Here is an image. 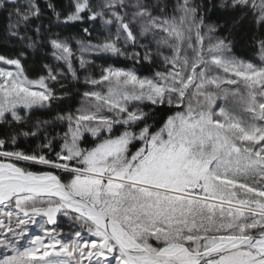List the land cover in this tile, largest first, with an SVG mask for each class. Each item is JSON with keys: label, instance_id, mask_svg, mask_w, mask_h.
<instances>
[{"label": "snow or ice", "instance_id": "snow-or-ice-1", "mask_svg": "<svg viewBox=\"0 0 264 264\" xmlns=\"http://www.w3.org/2000/svg\"><path fill=\"white\" fill-rule=\"evenodd\" d=\"M0 264H264V0H0Z\"/></svg>", "mask_w": 264, "mask_h": 264}, {"label": "trees", "instance_id": "trees-1", "mask_svg": "<svg viewBox=\"0 0 264 264\" xmlns=\"http://www.w3.org/2000/svg\"><path fill=\"white\" fill-rule=\"evenodd\" d=\"M237 51L239 53H244V54H247V55H251V52L246 47H241ZM103 62L104 61H98V63H103ZM109 62H111V61H109ZM29 63L31 64L32 60H30ZM121 66H123V62L121 64ZM21 146L24 147V148H27V147H29V144L27 142H23Z\"/></svg>", "mask_w": 264, "mask_h": 264}, {"label": "rangeland", "instance_id": "rangeland-1", "mask_svg": "<svg viewBox=\"0 0 264 264\" xmlns=\"http://www.w3.org/2000/svg\"><path fill=\"white\" fill-rule=\"evenodd\" d=\"M217 103L218 104H223L224 102L223 101H218ZM32 231L38 233L39 230H38V228H36L35 226H33Z\"/></svg>", "mask_w": 264, "mask_h": 264}]
</instances>
